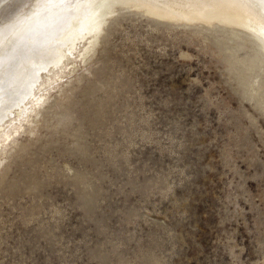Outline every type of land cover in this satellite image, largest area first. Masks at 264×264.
<instances>
[{
	"label": "rangeland",
	"instance_id": "1",
	"mask_svg": "<svg viewBox=\"0 0 264 264\" xmlns=\"http://www.w3.org/2000/svg\"><path fill=\"white\" fill-rule=\"evenodd\" d=\"M52 2L68 0H0V53ZM149 8L125 9L77 65L93 74L72 84L69 124L17 137L0 264H264V42L157 27Z\"/></svg>",
	"mask_w": 264,
	"mask_h": 264
},
{
	"label": "bare ground",
	"instance_id": "2",
	"mask_svg": "<svg viewBox=\"0 0 264 264\" xmlns=\"http://www.w3.org/2000/svg\"><path fill=\"white\" fill-rule=\"evenodd\" d=\"M82 4L83 0H68L62 7L53 6L52 2L0 53V179L8 174L11 156L21 151L16 144L18 136L26 134L37 139L41 127L51 130L69 124L72 114L64 101L73 94L72 84L93 74L80 72L77 65L83 63L89 68L97 48L124 20L125 9L151 7L147 11L157 27H187L192 20L224 31L242 30L264 42L262 0H109L106 6L77 13L75 9ZM172 12L179 15L174 22L173 17L167 18ZM73 17L77 21L71 27ZM74 72L78 76L67 81L52 108L42 112L51 90Z\"/></svg>",
	"mask_w": 264,
	"mask_h": 264
}]
</instances>
